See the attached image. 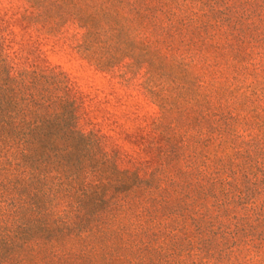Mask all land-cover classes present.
Here are the masks:
<instances>
[{
  "label": "trees",
  "instance_id": "16d2710c",
  "mask_svg": "<svg viewBox=\"0 0 264 264\" xmlns=\"http://www.w3.org/2000/svg\"><path fill=\"white\" fill-rule=\"evenodd\" d=\"M20 20L139 85L148 158L78 124L68 77L0 35V264H239L264 239V0H25ZM264 68V66H263ZM248 90V91H247ZM262 236L260 237V234ZM258 236L260 238H258Z\"/></svg>",
  "mask_w": 264,
  "mask_h": 264
},
{
  "label": "rangeland",
  "instance_id": "374dc122",
  "mask_svg": "<svg viewBox=\"0 0 264 264\" xmlns=\"http://www.w3.org/2000/svg\"><path fill=\"white\" fill-rule=\"evenodd\" d=\"M25 7V0H0L4 52L10 56L14 52H36L44 65L61 69L80 102L79 127L83 131H95L107 151L118 152L122 166L130 167L147 159L143 138L150 131L158 109L139 85L141 79L138 77L127 85L115 75L98 70L75 49L78 34L73 28L50 36L26 26L20 20ZM252 54L245 65V86L258 88L262 84L264 87L263 58L258 50ZM260 154L264 156L261 143ZM256 244L259 253L247 250L239 258V264H264V239Z\"/></svg>",
  "mask_w": 264,
  "mask_h": 264
}]
</instances>
